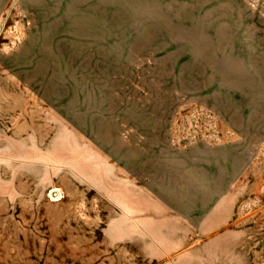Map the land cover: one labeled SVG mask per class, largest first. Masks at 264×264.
I'll return each mask as SVG.
<instances>
[{
  "label": "rangeland",
  "instance_id": "rangeland-1",
  "mask_svg": "<svg viewBox=\"0 0 264 264\" xmlns=\"http://www.w3.org/2000/svg\"><path fill=\"white\" fill-rule=\"evenodd\" d=\"M0 264H264V0H0Z\"/></svg>",
  "mask_w": 264,
  "mask_h": 264
}]
</instances>
